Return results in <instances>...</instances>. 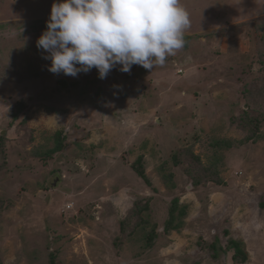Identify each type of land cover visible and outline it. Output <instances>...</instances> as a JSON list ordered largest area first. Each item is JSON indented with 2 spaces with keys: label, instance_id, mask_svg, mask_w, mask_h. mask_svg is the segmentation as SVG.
Instances as JSON below:
<instances>
[{
  "label": "rangeland",
  "instance_id": "obj_1",
  "mask_svg": "<svg viewBox=\"0 0 264 264\" xmlns=\"http://www.w3.org/2000/svg\"><path fill=\"white\" fill-rule=\"evenodd\" d=\"M59 2L0 0V69L14 65L0 77L1 264H234L230 240L264 264V0H180L189 40L151 72L33 77ZM244 111L252 124L235 129ZM182 150L222 184L192 183ZM175 200L185 216L166 233Z\"/></svg>",
  "mask_w": 264,
  "mask_h": 264
},
{
  "label": "clouds",
  "instance_id": "obj_2",
  "mask_svg": "<svg viewBox=\"0 0 264 264\" xmlns=\"http://www.w3.org/2000/svg\"><path fill=\"white\" fill-rule=\"evenodd\" d=\"M190 17L180 0H60L36 41L49 71L76 77L97 69L129 73L165 64L184 44Z\"/></svg>",
  "mask_w": 264,
  "mask_h": 264
},
{
  "label": "trees",
  "instance_id": "obj_3",
  "mask_svg": "<svg viewBox=\"0 0 264 264\" xmlns=\"http://www.w3.org/2000/svg\"><path fill=\"white\" fill-rule=\"evenodd\" d=\"M184 39L187 42L189 40V37H184ZM37 52H38L39 60L38 61L35 60L34 68L30 72L33 77H39L40 75L44 73L50 72L48 70L49 68H46L48 67L46 62L47 61L50 62V60L44 58V56L47 54L41 49H38ZM13 68H14V65H9V66H3L0 69V77L2 78V82H8L9 80L13 79V70H14ZM259 79H261V81L264 84V74H262ZM248 105H250L248 106V108L249 107L251 108V104H248ZM23 107H24V104L22 102L17 105L15 114L14 113L12 114V120L14 121L17 120V117H18L17 114L22 112ZM243 116L240 117L239 122L234 120L233 123H231V125L235 127V129L243 130L244 128L249 127L252 124L251 121L246 120L247 114L245 111L243 112ZM61 138L64 139L62 134H59L58 136H56L55 147L52 150L48 151L46 154H44L46 158H50L57 152L61 151L63 147V141H62L63 139ZM173 158H174L173 164L175 167L181 166V164L183 163V160H185V163L187 161V163L185 164L186 169H187V171H185V174L188 175L191 179H193L192 183H194L195 185H198L197 182L199 181V178L201 177H202L201 179H210V181H212L215 184H218V185L222 184V182H220V179L213 177V175H215L214 172H212L209 168L203 167L200 164L199 158L193 156L190 150L179 151L177 152V155L173 156ZM185 166H184V169H185ZM131 169L134 171L137 177L143 180L146 184L150 185L147 179V176L145 174V170L141 162V158H138L131 165ZM196 177H199V178H196ZM146 207L147 206H140V204H136L134 206L133 211L131 213V217H132L131 225L132 226H129V227H132L133 231L138 229V227L141 226V224H146V222L141 219L142 212L144 210H147ZM184 216H185V208L178 207L177 200H175L169 209L168 219L164 223V232L169 233L171 231L179 230L182 226L181 218H183ZM155 236H156L155 230H151V233H149V236L147 237V242L151 244ZM229 248L234 252L232 256V260L234 264H243L247 261V254L245 250L242 249L241 243L230 240ZM0 264H1V260H0ZM50 264H55V256L53 255L50 257Z\"/></svg>",
  "mask_w": 264,
  "mask_h": 264
}]
</instances>
